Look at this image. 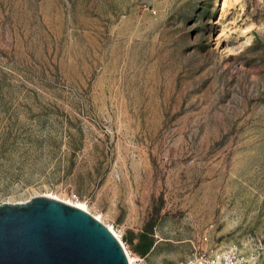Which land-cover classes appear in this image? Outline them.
Wrapping results in <instances>:
<instances>
[{
	"label": "rangeland",
	"instance_id": "rangeland-1",
	"mask_svg": "<svg viewBox=\"0 0 264 264\" xmlns=\"http://www.w3.org/2000/svg\"><path fill=\"white\" fill-rule=\"evenodd\" d=\"M39 195L264 264V0H0V205Z\"/></svg>",
	"mask_w": 264,
	"mask_h": 264
},
{
	"label": "water",
	"instance_id": "water-1",
	"mask_svg": "<svg viewBox=\"0 0 264 264\" xmlns=\"http://www.w3.org/2000/svg\"><path fill=\"white\" fill-rule=\"evenodd\" d=\"M0 264H129L120 240L89 212L47 195L0 205Z\"/></svg>",
	"mask_w": 264,
	"mask_h": 264
},
{
	"label": "bare ground",
	"instance_id": "bare-ground-1",
	"mask_svg": "<svg viewBox=\"0 0 264 264\" xmlns=\"http://www.w3.org/2000/svg\"><path fill=\"white\" fill-rule=\"evenodd\" d=\"M47 196H50V197H53V198H57V199H59V200H63V201H65V202H67V203H69V204H72V205H74V206H76V207H78V208H81V209H83V210H85V211H87V212H89V213L91 212V211L89 210L88 206L86 205V203H84V202H76V203H74V202H72V201L64 200V199H62L61 197L56 196V195H47ZM71 202H72V203H71ZM90 214H91V213H90ZM93 216H94V215H93ZM94 217L97 218V219H99L100 221L102 220L101 217L98 216V215H95ZM107 226L112 230V232L116 235V237L120 240L122 246L124 247V250H125L126 255H127L128 263H129V264H134V262H135V260H136V257H133V256L129 253L128 249H127L126 246L124 245V243H123L122 239L120 238L119 234H118V233H117L112 227H110V225H107Z\"/></svg>",
	"mask_w": 264,
	"mask_h": 264
},
{
	"label": "trees",
	"instance_id": "trees-1",
	"mask_svg": "<svg viewBox=\"0 0 264 264\" xmlns=\"http://www.w3.org/2000/svg\"><path fill=\"white\" fill-rule=\"evenodd\" d=\"M128 241L134 246L136 253L141 256L147 255L154 244L153 239L148 236H142L141 240L136 244L133 239Z\"/></svg>",
	"mask_w": 264,
	"mask_h": 264
},
{
	"label": "built area",
	"instance_id": "built-area-1",
	"mask_svg": "<svg viewBox=\"0 0 264 264\" xmlns=\"http://www.w3.org/2000/svg\"><path fill=\"white\" fill-rule=\"evenodd\" d=\"M74 197H77V196H74ZM139 260H140V262L137 263V261H139ZM142 261H143V258L136 257L135 264H136V263H137V264H142Z\"/></svg>",
	"mask_w": 264,
	"mask_h": 264
}]
</instances>
